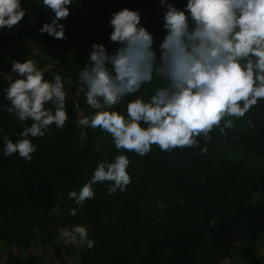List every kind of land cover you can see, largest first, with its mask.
I'll list each match as a JSON object with an SVG mask.
<instances>
[{
    "label": "trees",
    "instance_id": "16d2710c",
    "mask_svg": "<svg viewBox=\"0 0 264 264\" xmlns=\"http://www.w3.org/2000/svg\"><path fill=\"white\" fill-rule=\"evenodd\" d=\"M169 2L180 8L185 0ZM22 6L28 11L21 25L0 31V72L10 73L13 59H37L48 71L63 70L70 96L90 45L113 49V12L138 10L157 42L164 35L158 0H79L64 21V40L39 33L49 12L32 3ZM5 103L0 92V106ZM66 107L70 122L34 139L30 162L3 155L2 137L15 142L23 125L0 111V264H264V105L246 117L253 120L251 128L237 122L227 136L214 129L204 155L202 138L200 148L167 153L153 146L145 157L128 153L127 190L109 195L105 184L95 185V198L76 216L68 215L76 207L68 193L91 177L98 162L119 153L107 133L71 123L91 112L82 96L69 98ZM81 131L88 136L83 143ZM85 222L92 249L58 239L59 229Z\"/></svg>",
    "mask_w": 264,
    "mask_h": 264
},
{
    "label": "clouds",
    "instance_id": "9594fccd",
    "mask_svg": "<svg viewBox=\"0 0 264 264\" xmlns=\"http://www.w3.org/2000/svg\"><path fill=\"white\" fill-rule=\"evenodd\" d=\"M22 3L50 13L38 31L55 40L66 39L64 21L79 6V0H0V31L21 25L28 11ZM158 3L163 10L160 41L142 24L138 10L113 12L108 39L114 47L90 45L71 96L63 70L48 71L37 59H13L10 73L0 72V81L7 83L0 87L7 101L0 111L23 125L15 142L2 137L4 156L18 154L30 162L37 150L33 140L45 137L53 125L64 129L70 122L68 99L81 96L91 112L71 123L99 128L119 153L98 162L91 177L68 193L76 206L70 216L95 198L97 184H105L109 195L127 190L132 183L128 153L145 157L153 146L167 153L200 148L202 138L204 155L214 129L227 136L237 122L251 128L253 120L246 117L264 105V0H185L180 8L169 0ZM74 108L77 117L79 99ZM87 139L81 131L80 142ZM59 207L57 201V214ZM58 239L75 248L95 244L86 222L59 229Z\"/></svg>",
    "mask_w": 264,
    "mask_h": 264
}]
</instances>
